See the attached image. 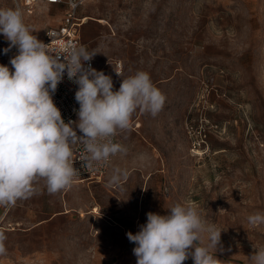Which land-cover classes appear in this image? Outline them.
Segmentation results:
<instances>
[{"label": "rangeland", "instance_id": "1", "mask_svg": "<svg viewBox=\"0 0 264 264\" xmlns=\"http://www.w3.org/2000/svg\"><path fill=\"white\" fill-rule=\"evenodd\" d=\"M40 6L23 12L39 40L64 9ZM78 14L90 16L80 40L114 90L145 71L166 101L155 117L137 110L118 132L127 152L112 156L100 180L55 194L38 180L29 198L0 207V264H136L126 234L176 203L222 230L213 252L222 264H250L264 249V225L247 220L264 213V0H84ZM9 43L0 34L6 66L17 52L5 54ZM115 169L127 172L122 189L109 184Z\"/></svg>", "mask_w": 264, "mask_h": 264}, {"label": "clouds", "instance_id": "2", "mask_svg": "<svg viewBox=\"0 0 264 264\" xmlns=\"http://www.w3.org/2000/svg\"><path fill=\"white\" fill-rule=\"evenodd\" d=\"M33 32L21 9L0 8V34L10 42L4 52L17 49L10 59L11 69L0 64V207L29 198L38 180L45 182L50 194L71 188L80 174L74 167L78 143L85 149L78 160L88 168L126 154L127 148L113 138L131 129L137 110L155 117L166 101L147 72L122 78L114 90L111 76L85 64L97 54L95 50L70 45L57 54ZM65 73L78 85L75 100L79 104L74 109L78 120L67 123L53 100ZM77 129L82 135H77ZM122 179H127V172L115 169L109 184L122 189ZM247 220L254 227L264 225V213L251 214ZM221 232L207 224L196 207L176 203L166 215L148 212L146 224L136 234L126 235L136 245V264H184L189 258L194 264H222L213 255ZM6 240L0 232V256L7 254ZM249 260L264 264V249L256 250Z\"/></svg>", "mask_w": 264, "mask_h": 264}, {"label": "built area", "instance_id": "3", "mask_svg": "<svg viewBox=\"0 0 264 264\" xmlns=\"http://www.w3.org/2000/svg\"><path fill=\"white\" fill-rule=\"evenodd\" d=\"M17 8L21 9L24 13H31L38 5H55L62 6L63 13L62 19L59 24L55 26L48 27L41 39L45 44H49V47L53 50L54 53L60 54L66 52L67 48L70 45H83L80 40V28L83 24L84 17L79 16L78 9L84 2V0H14ZM76 3L77 7L73 8L72 3ZM48 33L54 34V38L49 37ZM17 52L10 54L7 59V64L11 69L10 59L13 58ZM1 56V54H0ZM90 63L91 67L95 68L97 71H103L106 75L110 74L104 68V66H99L96 64L94 58L90 62H85L86 66ZM115 73H121L122 64L121 61H116L114 63ZM78 88L74 82L68 80L65 73L63 81L58 85L57 91L53 95V100L56 106L61 110V114L65 122L69 120L77 121L78 117L74 109H79V104L75 100V92ZM77 135H82L77 129ZM114 142L118 141V134L113 138ZM74 151L76 152L77 160L74 163V167L80 170L78 178L75 180L76 183H85L100 180L105 173L107 172L112 157L110 160L94 168H88L83 166V162L78 160L80 155L85 151L83 144H76L74 146ZM3 213H5L9 207H2Z\"/></svg>", "mask_w": 264, "mask_h": 264}, {"label": "bare ground", "instance_id": "4", "mask_svg": "<svg viewBox=\"0 0 264 264\" xmlns=\"http://www.w3.org/2000/svg\"><path fill=\"white\" fill-rule=\"evenodd\" d=\"M85 17H84V21L83 22H85L86 20H88L89 18H90V16L89 15H84ZM94 211H96V210H94ZM1 228V227H0Z\"/></svg>", "mask_w": 264, "mask_h": 264}, {"label": "crops", "instance_id": "5", "mask_svg": "<svg viewBox=\"0 0 264 264\" xmlns=\"http://www.w3.org/2000/svg\"><path fill=\"white\" fill-rule=\"evenodd\" d=\"M38 7H41L40 5H38L36 8H38Z\"/></svg>", "mask_w": 264, "mask_h": 264}]
</instances>
